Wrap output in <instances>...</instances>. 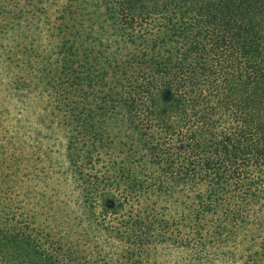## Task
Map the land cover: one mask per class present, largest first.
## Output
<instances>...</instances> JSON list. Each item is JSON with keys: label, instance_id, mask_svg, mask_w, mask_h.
I'll return each mask as SVG.
<instances>
[{"label": "trees", "instance_id": "trees-1", "mask_svg": "<svg viewBox=\"0 0 264 264\" xmlns=\"http://www.w3.org/2000/svg\"><path fill=\"white\" fill-rule=\"evenodd\" d=\"M37 96L64 161L0 143V264H264V0H0V129Z\"/></svg>", "mask_w": 264, "mask_h": 264}, {"label": "rangeland", "instance_id": "rangeland-1", "mask_svg": "<svg viewBox=\"0 0 264 264\" xmlns=\"http://www.w3.org/2000/svg\"><path fill=\"white\" fill-rule=\"evenodd\" d=\"M51 103L48 98L41 99L37 96L32 100L13 101L4 105L7 110L4 116L8 115V122L1 125L0 143L9 140L10 150L13 151L14 147L19 146L17 142L19 135L26 130L24 134L27 140L23 152L30 155L33 146L32 156L37 158L42 151H46L51 159L43 165L49 167L52 163L59 171L57 164L64 161L65 128H60L58 113ZM0 110L3 114V110L1 108ZM34 138H38L39 142Z\"/></svg>", "mask_w": 264, "mask_h": 264}]
</instances>
